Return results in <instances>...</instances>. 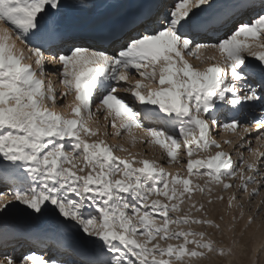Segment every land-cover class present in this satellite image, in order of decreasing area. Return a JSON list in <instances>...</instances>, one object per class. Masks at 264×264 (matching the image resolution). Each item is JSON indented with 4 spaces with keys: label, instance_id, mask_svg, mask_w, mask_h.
Segmentation results:
<instances>
[{
    "label": "snow or ice",
    "instance_id": "snow-or-ice-1",
    "mask_svg": "<svg viewBox=\"0 0 264 264\" xmlns=\"http://www.w3.org/2000/svg\"><path fill=\"white\" fill-rule=\"evenodd\" d=\"M204 5L210 7V0H176L175 6L151 26L128 37L125 45L110 54L76 44L56 47L62 36L53 17L63 6L61 0H0V159L9 162L4 171L11 170L22 184L11 195L35 213H58L76 222L86 235L97 238L101 242L97 254L100 258L94 264H193L208 260L209 254L221 259L232 255L231 248L215 247L204 231L170 228L188 224L219 230L220 225L214 221L190 214L192 210L204 212L203 204L190 203L183 216L172 217L170 213L179 212L185 199L191 201L194 191L204 193L208 185L218 184L227 191L232 187L227 180L237 176L240 183L236 187L247 192L248 184L254 182L253 173L260 174L256 164L244 161L243 153L240 167L222 150L206 160L191 157L198 150L221 148L212 138L213 126L231 132L238 128L245 133L252 130L235 116L218 120L221 105L236 111L250 102L264 109V0L260 11L244 23L200 15ZM232 24L235 28L229 31ZM17 41L23 47H17ZM46 49L50 56L45 55ZM207 49L221 54L222 66L209 64L201 70L185 58L212 61L214 57L203 59L200 54ZM26 59L32 62L24 63ZM46 62L59 66L55 74L66 89L59 93L60 98L75 94V103L70 106L73 118L51 110L57 105V95L51 80L45 84ZM136 74L139 78H135ZM257 74L259 80L255 79ZM130 78L134 82L129 86L120 84ZM118 86L140 105L157 106L158 111L146 107L135 111L116 94ZM96 99L106 110V122L114 114L110 124L115 136L143 128L149 139L140 142L159 146L169 164L182 163L178 161L181 150L189 157L188 175H171L155 161L137 160L130 152L128 158L116 156L115 151L127 149L109 145L103 139H84L81 133L88 137L101 135L99 129L87 126L94 115L92 105ZM142 116L158 126L146 127ZM255 127L262 130L257 141H264V111ZM196 130L198 136L193 135ZM131 142L134 146L135 136ZM248 150L257 161L264 156V152L257 154L258 150L250 146ZM137 163L141 166L134 167ZM194 174L207 177L204 185L193 184ZM255 192L253 189L250 195ZM153 194L163 200L149 203ZM235 199V194L228 197L229 208ZM7 206L0 203V210ZM157 214L162 218L159 224ZM157 239L181 242L161 247L152 243ZM0 264L56 261L42 260L36 254L18 261L0 252Z\"/></svg>",
    "mask_w": 264,
    "mask_h": 264
},
{
    "label": "rangeland",
    "instance_id": "rangeland-1",
    "mask_svg": "<svg viewBox=\"0 0 264 264\" xmlns=\"http://www.w3.org/2000/svg\"><path fill=\"white\" fill-rule=\"evenodd\" d=\"M214 1H217V8H222V15L225 19L234 20L235 22L238 18L243 19L244 17H248L249 20L253 13H258L260 11L259 5L261 0ZM151 2H153V5L150 8L148 7V4ZM175 3L176 0H61L63 6L55 14L53 21L62 36L61 43L66 42L62 44V47H66L65 44L70 43L68 41H70V38L73 37L76 32L81 33V31H83L82 29H87L86 26L90 24V21L83 19L95 16H105V18L101 19V21H104L100 22L101 24L115 22L121 25L127 19H132L134 21L132 28L127 30L124 37L122 36V38L113 41L111 44L104 46V41H106L109 36L105 37V40L102 39L99 44L93 43V40L91 42H76L78 45L87 44L92 48L103 49L111 54L120 45H125L128 36H135L143 27L151 26L158 17H161L166 13L169 7H174ZM243 5H253L254 7L245 9ZM147 8L149 15L146 13ZM207 11L208 9L205 11L203 10V12L199 14H208ZM213 11L211 13H213ZM239 21L241 22L243 20ZM234 26L235 24H232V28L229 29V31L234 29ZM89 32L92 31H88V33ZM16 43L19 47H23L19 41ZM250 43L252 42L250 41ZM60 44L58 45L60 46ZM58 45H56V47H59ZM252 50L257 51L259 49L253 48ZM49 52L50 51L46 49L45 55L47 56ZM200 54L203 59H206L209 56L214 57V59L202 63L200 60H196L192 57L185 58L190 64L201 70L208 67L209 64L219 63L221 66L223 65L221 54H218V51L214 49L201 50ZM25 55H27V53H25ZM244 55L247 56V53ZM32 59L34 60V57ZM248 59L249 61L253 60L252 57H248ZM26 60L24 63L32 62ZM33 67H35L34 64ZM58 67V65L51 67V63H45V84H47L48 80H51L57 95V105L52 106L51 110L63 114L66 118H73L70 106L75 103V94L73 92L66 98H60L59 93H61V91L59 87L62 89V92L66 91V89L59 83L58 76L55 74V69ZM135 78H139L138 74L135 75ZM255 79H260L259 74L256 75ZM133 82L134 80L130 78L129 81H121L120 84L127 87ZM151 86L155 87L156 85ZM116 94L128 103L129 106L133 107L135 111H140V109L144 107L149 109L154 108L158 111L157 106L140 105L138 101L134 100L130 93L122 91L119 86L117 87ZM248 103L249 102H246L240 107L241 109L235 117L240 124L252 129L250 132L245 133L243 128H238L236 132L224 130V137L223 140H221L218 137L220 134L218 130L220 128L213 126L211 129L212 138L219 144L223 141L221 148L198 150L194 152L191 157L193 160H206L214 155L216 151L222 150L229 153L233 163L237 167H240V153H243L244 161L256 164V167L260 172V174L253 173L254 182L248 184V191L245 192L236 187L240 183L237 176L227 180L228 183L232 184V187L227 191H224L222 186L218 184L208 185L205 187L204 193L194 191L192 193L191 201L185 199L184 203L180 204L179 212L170 213L172 217L183 216L189 211L190 203L194 202L197 206L203 204L205 206L204 212H196L195 210H192L190 214L194 217L206 218L214 221L216 224L220 225L219 230L213 227L188 224L180 225L179 228L175 225H170V228L174 230L183 229L185 231L191 228L193 231H204L206 233L205 238L213 240L215 247L232 249V255L226 259H221L209 254L208 260L194 261L193 264H229V261L231 264H264V156H261L260 160L257 161L256 155L248 150L250 146L252 149L258 150L257 154L259 152H264V141H257L256 139L260 132L257 133L258 130L256 131L252 128L255 118L258 117L256 114L259 111H264V109H262L259 104L253 105ZM217 104L221 105V102L217 101ZM96 107L97 109H95ZM229 109L230 106L221 105L218 109L217 119L223 122L225 116L229 118L233 117L234 115L232 116V113H229ZM241 110L243 111L241 112ZM97 111L98 113H96ZM92 112L94 115L91 120L87 121V126L94 130L99 129L101 135L88 137L83 136V133H81L84 139L89 140V142L103 139L109 145H119L127 149V151H115L114 154L116 156L128 158V153L130 152L133 155H136L137 160L143 159L155 161L158 166H162L165 172L170 173L171 175H179L180 177H186L188 175L186 162L189 157L182 150L178 155V161H182V163L174 161L172 164H169L167 162L166 154L159 146L146 145L140 142L142 139H149L143 128H133L130 133L125 132L119 137L112 136L110 122L114 118V114L113 116H109L108 121L106 122L104 119L106 110L102 105H99V99H97L94 102V105H92ZM219 113H223V115H220ZM141 119L146 127L158 126L157 122L145 120L143 119V116ZM119 123L120 121L117 120V125H119ZM215 130L217 131L215 132ZM105 131L108 133L107 135H103ZM176 135H179V126H177ZM193 135L198 136L199 131L196 130ZM132 136L136 137V143L134 146L131 142ZM241 137H243V140ZM189 139H191V137H189ZM225 141H230V143H225ZM8 163L9 162L0 159V203H6L8 205L7 208H11L8 213H3V210H0V226L2 227L0 230V252H6L15 256L18 261H22L34 249L39 250L40 248L43 249L45 247L44 249L50 253V259L53 258L54 261H56V264H94V261L100 258L97 254L99 252L98 246L101 242H99L97 238L83 233L76 222L66 220L63 217H60L58 213L54 214L45 212L43 215H40L35 213L34 210L28 209L25 205L15 201L11 193H13L16 188L22 186V184L21 181L15 177L9 179L6 178L7 175L12 174L11 170L8 172L4 171V168ZM140 166L139 163L134 165V167ZM200 171L202 172L204 170L201 169ZM80 174L83 175L85 173ZM248 174L249 173L245 169V175ZM191 179L193 184L204 185L207 177L194 174ZM5 185H7V187H5ZM180 187L181 186L177 185V188ZM209 187L211 188L210 193L208 191ZM253 189H255L256 192L254 195H250ZM232 194H235L236 199L233 201V207L229 208L228 197ZM217 197H223V199L220 200L217 199ZM153 199L163 200V197H158L153 194L149 196L148 202L150 203ZM209 200L212 202L209 203ZM236 205H241V207H236ZM205 213L207 214L206 216ZM221 217H223V219H221ZM249 217L252 218L251 222H249ZM155 219L159 224L162 218L157 214ZM10 229H12L13 232L10 231ZM138 239L142 240L143 237H138ZM56 240L62 244H68L66 249L61 247L60 243ZM180 242L181 241L179 240L161 241L157 239L152 243H159L161 247H166L167 244H179ZM92 258L95 259L93 260Z\"/></svg>",
    "mask_w": 264,
    "mask_h": 264
},
{
    "label": "bare ground",
    "instance_id": "bare-ground-1",
    "mask_svg": "<svg viewBox=\"0 0 264 264\" xmlns=\"http://www.w3.org/2000/svg\"><path fill=\"white\" fill-rule=\"evenodd\" d=\"M211 1L212 0H210V3H211ZM217 2V1H216ZM208 7L209 6H207V5H204L202 8H203V10L205 11L206 9H208ZM221 7L220 8H217V9H214V11H213V13H211L212 15L213 14H216V13H219V12H222L221 11ZM209 14V13H208ZM246 16V15H245ZM103 18H105V16H95V17H90V18H88V19H83V20H88V21H90V24H88L87 26H86V28L87 29H82L83 31H81V33H79V32H76L75 34H74V36L73 37H71L70 38V41H68V42H70L69 44H65L66 45V47L68 46V45H70V44H76V45H78L77 43H78V41H92L93 43H96L97 44V42L96 41H94L95 39V37H94V28L97 26V25H99V24H101L100 22H104V21H101V19H103ZM237 19V18H236ZM128 20V19H127ZM239 20H243V21H239ZM249 20H250V18H249ZM248 20V17H244L243 19L242 18H238V20L236 21V23H244V22H248L249 21ZM126 22V21H125ZM82 23V22H81ZM235 27V26H234ZM142 30V29H141ZM88 31H92V32H89L88 33ZM125 33L123 34V37L126 35V33H127V28H126V30L124 31ZM140 32V31H139ZM138 33V32H137ZM101 34V33H100ZM133 34V33H132ZM101 36V38L99 37V39L100 40H102V39H104L105 40V37H107V36H109V38L106 40V41H104L105 42V44H111L113 41H114V36H110V35H107L104 31H102V34L100 35ZM130 36H133V35H130ZM129 37V36H128ZM111 38V39H110ZM77 42V43H76ZM64 43H66V42H63V43H61L60 44V46L59 47H62L63 45L62 44H64ZM89 44V43H88ZM99 44V43H98ZM103 44V43H102ZM18 46V45H17ZM80 46H85V47H90V45H87V44H80ZM19 47V46H18ZM218 54H219V52H218ZM51 55V52H49L48 54H47V56H50ZM27 61V60H26ZM54 65H52L51 64V67H53ZM57 66V65H56ZM55 67V66H54ZM258 80V79H257ZM59 89H60V91L62 92V89L59 87ZM97 100V99H96ZM95 100V101H96ZM94 101V102H95ZM94 102H93V105H94ZM248 104H251L250 102L248 103ZM95 109H97V107L95 108ZM240 109L241 108H239L238 110H236V111H232V110H229V113H232V116L234 115H236L239 111H240ZM243 110H241V112H242ZM96 113H98V111L96 112ZM261 113H262V111H259L256 115L258 116L257 118H255V121L256 120H258L260 117H261ZM230 115V114H229ZM243 116V115H242ZM225 118V117H224ZM255 121L253 122V125H252V128L254 129V130H258L257 131V133L258 132H260L261 131V129H257L256 127H255ZM216 127V126H215ZM219 129V128H218ZM217 130H215V132H216ZM219 132H220V134H219V139H221V140H223V137H224V130L223 129H219L218 130ZM115 132V130L113 129V128H111V134H112V136H115L113 133ZM117 138V137H116ZM116 138H115V140H116ZM117 141V140H116ZM218 142H219V140H218ZM113 143H114V139H113ZM221 144V146L223 145V141H221L220 142ZM12 177H14L12 174H10V175H7L6 176V178L7 179H9V178H12ZM9 195V194H8ZM10 196V195H9ZM11 208H7L6 210H3V213H8L9 212V210H10ZM1 226H0V230H1ZM10 231H13L12 229H10ZM58 243H60V246L61 247H63V248H65L66 249V247H67V245H66V243L65 244H62L61 242H59L58 240H56ZM57 245H59V244H57ZM45 248V247H44ZM39 249V250H36V249H34L31 253H29V255L30 254H36V255H38L42 260H44V259H50L49 257H50V253H48V251H46L45 249ZM85 253V252H84ZM58 255V254H57ZM28 256V255H27ZM62 256V255H61ZM52 257V256H51ZM56 257V256H55ZM93 260L95 259V258H92ZM50 260H54L53 258H51Z\"/></svg>",
    "mask_w": 264,
    "mask_h": 264
}]
</instances>
